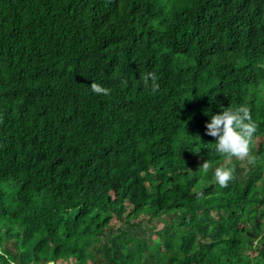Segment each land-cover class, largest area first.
<instances>
[{"label":"trees","instance_id":"trees-1","mask_svg":"<svg viewBox=\"0 0 264 264\" xmlns=\"http://www.w3.org/2000/svg\"><path fill=\"white\" fill-rule=\"evenodd\" d=\"M241 104L221 188L205 125ZM49 261L264 264V0H0V264Z\"/></svg>","mask_w":264,"mask_h":264},{"label":"clouds","instance_id":"clouds-1","mask_svg":"<svg viewBox=\"0 0 264 264\" xmlns=\"http://www.w3.org/2000/svg\"><path fill=\"white\" fill-rule=\"evenodd\" d=\"M144 85L149 86L153 93L159 91V77L155 72H147L142 77ZM123 86H127V81H121ZM90 90L96 95L108 96L111 89L101 84L92 82ZM206 135L214 137V151L226 157L228 164L213 167V164L206 160L199 169L204 173L213 172L215 183L221 188H226L235 179V169L231 165L233 158L239 161H247L248 165L255 166L258 157L253 154V141L258 131V124L251 115V109L247 105H239L236 108L222 107L217 114L210 117L206 123ZM199 138V137H198ZM197 199L204 198L203 190L195 193ZM49 264L54 262L49 261Z\"/></svg>","mask_w":264,"mask_h":264},{"label":"rangeland","instance_id":"rangeland-1","mask_svg":"<svg viewBox=\"0 0 264 264\" xmlns=\"http://www.w3.org/2000/svg\"><path fill=\"white\" fill-rule=\"evenodd\" d=\"M220 162L223 164L226 163L227 162L226 157H224ZM119 224H122V223L117 222L116 226H119ZM124 226L127 227V225H124ZM161 226H162V222L160 221L157 225V229H159ZM127 230H130V226L127 227ZM137 231L141 232L143 235H147L149 232V227L145 226V229L138 228ZM245 251L251 252L252 254L256 253V250L254 251L253 249H248V248ZM57 263H60V261L57 260ZM88 264H93V263L91 261H89Z\"/></svg>","mask_w":264,"mask_h":264}]
</instances>
